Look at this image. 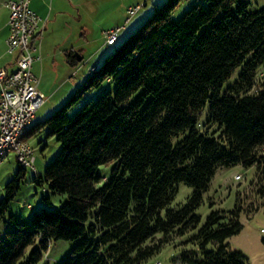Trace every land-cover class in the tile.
<instances>
[{
    "label": "trees",
    "instance_id": "16d2710c",
    "mask_svg": "<svg viewBox=\"0 0 264 264\" xmlns=\"http://www.w3.org/2000/svg\"><path fill=\"white\" fill-rule=\"evenodd\" d=\"M182 1L154 6L60 108L21 137L27 142L47 130L59 143L37 183L67 200L55 211L33 213L30 229L14 221L0 240V264H36L58 240L77 241L59 264H141L173 236L190 232L187 242L203 258L185 251L182 264H246L226 243L241 231L240 208L210 212L202 224L195 210L218 167L264 162V7L247 13L239 0H205L177 20L173 13ZM69 63L78 64L71 56ZM109 84L113 89L105 91ZM207 102L217 137L196 126ZM109 164L111 178L98 188V168ZM24 173L18 165L4 185L0 215ZM32 174L35 181L39 173ZM179 183L194 190L173 207ZM209 243L214 250H206ZM35 244L39 250L25 257Z\"/></svg>",
    "mask_w": 264,
    "mask_h": 264
},
{
    "label": "rangeland",
    "instance_id": "374dc122",
    "mask_svg": "<svg viewBox=\"0 0 264 264\" xmlns=\"http://www.w3.org/2000/svg\"><path fill=\"white\" fill-rule=\"evenodd\" d=\"M143 0L140 1V3ZM166 1V0H164ZM162 1V2H164ZM79 4L76 9H79L82 19L80 23L71 22L72 31L68 27H63L62 23L57 25L53 33L50 31L39 39L41 42V64L43 73L38 76L39 90L49 88V78L55 75L54 71L50 72L49 49L52 44L61 42V38H65L63 44L70 43V46L75 48V52L82 56L76 68L77 76L72 77V81H77L81 78V82L74 88L69 86L59 88L57 87L56 94L53 93L51 97L45 96V102L35 112L32 119V126L38 122H42L55 110L60 108L68 97L77 89L80 88L86 77L87 68L96 62L100 65L103 60L113 52V50L125 41L153 12L154 5L160 6L162 2L154 4L147 0L146 6L138 9L135 15L129 17L127 14L128 6L135 7L132 0H78ZM195 2L205 5V0H183L173 13V17L178 20L184 12ZM242 4H246L247 13H255L264 7V0H239ZM138 3V4H140ZM73 15L77 12L73 11ZM142 18L140 21L139 19ZM122 28L118 33V38L115 44L106 45L104 31L109 29ZM64 32V33H63ZM68 33V34H67ZM38 40V41H39ZM66 42V43H65ZM59 44V43H58ZM62 48V47H61ZM62 50V49H61ZM60 50V51H61ZM58 58L55 59L58 62ZM239 69L234 71L229 82L225 83L222 91L232 83L238 73ZM107 89H113L112 84L105 86ZM94 94L93 91L86 93L85 97L77 103L74 109L80 108L85 100ZM139 93L131 97L128 102L133 101ZM209 104L199 112L197 129L199 132H207L218 136V126L209 123L208 114ZM73 109V110H74ZM47 130H41L28 137V144L33 149L34 167L39 173L34 181V175L31 170H25L22 183L19 191L14 199L10 202L8 209L0 215V240L5 232L13 229L14 221L25 223L29 229L31 227V216L33 213L40 211H55L59 206L67 200L66 195L53 194L45 183H37V180L43 176L45 167L54 159L60 150V145L54 137L47 138ZM187 131L183 132L177 138L172 139L173 144L183 139ZM226 148V143H221ZM264 156V151L262 152ZM255 164L251 167L244 168L240 164L231 166H220L215 170V173L208 185L206 191L203 192L201 204L195 210V214L201 219L200 224L205 221L210 212H228L235 207L240 208L239 220L242 225L241 231L226 240L231 250L239 251L246 259V264H264V162ZM114 164L100 166L97 174L100 177V182L97 187H101L111 178ZM18 169V165L14 160V153H8L0 161V200L4 198V185L11 180ZM238 176V177H237ZM193 187L185 183L177 185V192L172 203L173 207H178L186 202L191 196ZM92 219H89V223ZM193 233H186L184 236H173L171 241L156 251L151 257L146 259L141 264H182L180 255L182 252H193L198 259H202V250L192 244L188 243V238ZM158 234L157 237H160ZM77 241H50L47 251H42V258L36 264H59L62 260L67 258ZM38 249L39 246L35 244L27 249L25 257L31 253V250ZM214 244H208L206 250H214ZM22 259L17 264H24Z\"/></svg>",
    "mask_w": 264,
    "mask_h": 264
},
{
    "label": "built area",
    "instance_id": "2783aa9c",
    "mask_svg": "<svg viewBox=\"0 0 264 264\" xmlns=\"http://www.w3.org/2000/svg\"><path fill=\"white\" fill-rule=\"evenodd\" d=\"M30 1L9 0L4 3L8 9L9 28L5 52L14 55L15 67L12 71L0 68V161L13 152L14 160L22 169L36 173L33 149L21 138L29 131L35 112L45 102L38 89L39 80L31 71L32 64L41 58L40 42L35 39L43 20L31 10ZM145 2L128 8L129 17L144 7ZM121 29L104 31L105 44H115ZM95 67L96 63H93L87 73H92Z\"/></svg>",
    "mask_w": 264,
    "mask_h": 264
},
{
    "label": "crops",
    "instance_id": "0c3cea01",
    "mask_svg": "<svg viewBox=\"0 0 264 264\" xmlns=\"http://www.w3.org/2000/svg\"><path fill=\"white\" fill-rule=\"evenodd\" d=\"M9 0H0V68H5L8 71H12L15 67V57L14 55H8L6 50V39L9 34L8 27V9L5 7L4 3ZM141 0H132V3L138 6ZM152 1L154 4L157 2H162L164 0H149ZM157 1V2H156ZM147 3V2H146ZM79 4L78 0H31L30 1V8L32 11L35 12L43 22L41 23L39 36L35 41L39 40L47 31L51 33L54 32L57 25L62 23L63 27H68L69 31H72V24L73 23H80L82 19L81 15H78L79 9H76V6ZM158 5V4H157ZM146 6V5H145ZM155 6V5H154ZM129 8L131 6H128ZM73 11L77 12V15H73ZM147 17V16H146ZM142 18L139 19V21ZM71 21V22H70ZM64 33V32H63ZM68 34V33H67ZM40 37V38H39ZM67 37V35H66ZM61 38V42L59 41L57 44H52V48L49 49V54H45V56L49 57L50 62V72L54 71L55 75L49 78V88L44 90H39L45 96L51 97V95L56 94L58 83L59 88L69 86V91L71 88L76 87L80 82L81 78L77 79V81H72V77L75 78L77 76L76 68L78 65L72 66L69 63L70 56L75 59V61L79 64V62L83 59L82 56L75 52V48L66 44H63V41L66 40L65 38ZM40 42V40H39ZM62 47V48H61ZM40 49H41V42H40ZM62 49V50H61ZM61 50V51H60ZM77 55V56H74ZM81 57L80 61H77V57ZM41 57V53H40ZM58 58V62L55 59ZM41 58L39 61H35L31 66V71L35 76L42 75L43 69L41 64ZM96 63V62H94ZM93 65V63H92ZM91 66V65H90ZM39 84V83H38ZM39 88V85H38ZM46 98V97H45ZM32 125V124H31Z\"/></svg>",
    "mask_w": 264,
    "mask_h": 264
},
{
    "label": "water",
    "instance_id": "95a60500",
    "mask_svg": "<svg viewBox=\"0 0 264 264\" xmlns=\"http://www.w3.org/2000/svg\"><path fill=\"white\" fill-rule=\"evenodd\" d=\"M74 56H77V55H74ZM80 60H81V57L78 56L77 57V61H80Z\"/></svg>",
    "mask_w": 264,
    "mask_h": 264
}]
</instances>
